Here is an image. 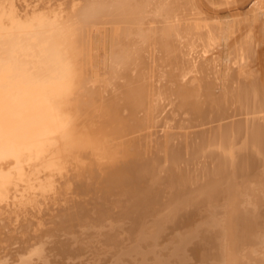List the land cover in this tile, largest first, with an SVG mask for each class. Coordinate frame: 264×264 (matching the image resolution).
Listing matches in <instances>:
<instances>
[{"label":"bare ground","instance_id":"1","mask_svg":"<svg viewBox=\"0 0 264 264\" xmlns=\"http://www.w3.org/2000/svg\"><path fill=\"white\" fill-rule=\"evenodd\" d=\"M236 3L0 0V264H264V0Z\"/></svg>","mask_w":264,"mask_h":264},{"label":"rangeland","instance_id":"2","mask_svg":"<svg viewBox=\"0 0 264 264\" xmlns=\"http://www.w3.org/2000/svg\"><path fill=\"white\" fill-rule=\"evenodd\" d=\"M230 1H233V2H237L236 3V5H234V6H231L230 8H228L227 10H223V11H221V13H220V15H227L228 13H231V12H238V11H240V12H242L243 14H245L246 12H247V10L249 11V8H250V10L252 9L251 7H253L254 6V3H255V1L256 0H230ZM262 51L264 52V47L262 48ZM96 234V233H95ZM94 237L96 236L97 237V235H93ZM92 237V236H91ZM91 237H89V238H91ZM99 238H101V237H99ZM101 241V240H100ZM98 241V243H97V241H96V243H97V245L98 246H104L105 247V245L102 243L103 241ZM87 243V242H86ZM146 244V243H145ZM147 244H148V240H147ZM86 245V244H85ZM96 245V244H95ZM87 246V245H86ZM97 246V247H98ZM91 250V249H90ZM90 250H87L86 249V251L84 252V253H82V254H84L83 255V257H89V256H91V252H90ZM97 250H99V247L97 248ZM112 250H114V249H112ZM46 251V250H45ZM44 251V253L42 252V256L41 257H43V254L46 256V254H47V251L45 252ZM89 251V252H88ZM125 252H129V250H128V248L127 249H125ZM87 253H88V255H87ZM90 254V255H89ZM105 254H100L99 256H104ZM37 257L38 256H36V259H37ZM47 257V256H46ZM46 257L44 258V259H46ZM35 258V257H34ZM33 258V261L34 262H36V259H34ZM105 258V257H104ZM43 259V260H44ZM47 259H48V257H47ZM76 259H74V261H75ZM79 260V259H78ZM15 261H16V263H15ZM13 263H11V264H17L18 262V264H21L22 262L20 261V260H15ZM73 261V262H74ZM21 262V263H20ZM72 261L70 262V263H73ZM76 262V261H75ZM193 263V262H192Z\"/></svg>","mask_w":264,"mask_h":264}]
</instances>
